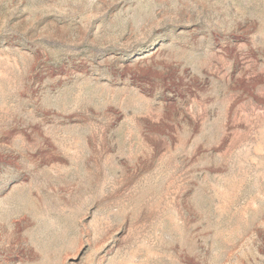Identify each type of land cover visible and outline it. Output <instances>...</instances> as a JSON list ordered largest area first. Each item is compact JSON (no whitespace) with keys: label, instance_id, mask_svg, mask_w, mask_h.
I'll list each match as a JSON object with an SVG mask.
<instances>
[{"label":"rangeland","instance_id":"374dc122","mask_svg":"<svg viewBox=\"0 0 264 264\" xmlns=\"http://www.w3.org/2000/svg\"><path fill=\"white\" fill-rule=\"evenodd\" d=\"M0 264H264V0H0Z\"/></svg>","mask_w":264,"mask_h":264}]
</instances>
